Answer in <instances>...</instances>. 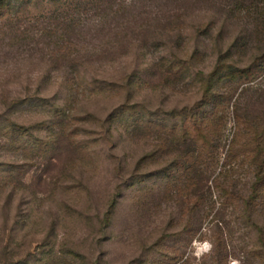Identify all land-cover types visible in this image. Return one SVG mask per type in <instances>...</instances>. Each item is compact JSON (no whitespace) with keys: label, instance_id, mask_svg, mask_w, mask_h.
<instances>
[{"label":"rangeland","instance_id":"obj_1","mask_svg":"<svg viewBox=\"0 0 264 264\" xmlns=\"http://www.w3.org/2000/svg\"><path fill=\"white\" fill-rule=\"evenodd\" d=\"M117 2L63 30V42L42 24L24 40L0 37V145L6 112L29 145L55 138L44 156L0 146V162L29 165L5 223L0 212V234L14 227L9 249L29 247L27 264H264V182L253 158L264 126V0ZM62 43L77 48V73L58 54ZM253 67L260 72L246 78ZM24 97L28 105L11 107ZM125 101L140 106L142 123L106 120ZM52 104L64 106L66 132L42 125ZM190 109L208 117L199 149L183 137ZM18 208L29 215L17 222Z\"/></svg>","mask_w":264,"mask_h":264},{"label":"trees","instance_id":"obj_2","mask_svg":"<svg viewBox=\"0 0 264 264\" xmlns=\"http://www.w3.org/2000/svg\"><path fill=\"white\" fill-rule=\"evenodd\" d=\"M239 2L240 0H236V2ZM120 2V1H119ZM115 0H0V37H3L4 35L8 34L9 36L12 35L11 41L15 42L18 40H24L28 37V32L30 30L29 26L42 24V28L40 29L42 34L53 37L56 41L57 37H59L60 42H63L62 37V31H67L68 29H73L80 25V23H83V18H85L84 15L90 16L92 14L99 13L98 11L104 10L109 8L112 11H117L120 9V3L117 2V4H114ZM92 13V14H91ZM105 18L106 15L102 14ZM100 17V16H99ZM99 17H95L97 21H100ZM102 17V16H101ZM104 21V19H101ZM101 24V23H99ZM32 30V29H31ZM10 41V43H12ZM69 43L65 44L62 43L57 47L58 54H61V58L66 62L69 66L72 67L71 71L77 73L78 70L76 67H74L75 64H77L76 57L73 55L75 51H77V48L74 46L73 48L69 47ZM53 56V55H52ZM264 56V55H263ZM261 60L258 64L264 62V58L262 59L260 56H258ZM219 64V63H218ZM216 65V68L218 66ZM150 67V66H148ZM146 67V68H148ZM264 68V66L262 67ZM163 71H166V73L169 74L168 69H163ZM260 72L259 69L256 67L252 68V72L246 73V78H251L256 74L257 72ZM131 75H135L134 72ZM130 77L126 80L125 86L127 88L132 87L131 79ZM94 84V82H92ZM112 85H120V82H105L104 86H112ZM31 102V99L29 97H24L16 99L13 101L12 106L19 105L25 103L28 105ZM8 106V108L10 107ZM136 106H139L135 103H131L129 101H125L120 103L117 107L112 109L107 113L106 120H108L110 123L112 121L116 120L118 117L121 119H124L125 121L129 120L128 118H133L132 121L135 122V124H140L143 121H141L140 117L138 116V109L140 108ZM201 106L200 104L196 105V108ZM201 108V107H199ZM51 109L53 111L52 117L49 118L48 122L41 121L42 125H45L47 128L50 127L51 124L56 123L58 127L62 128V131H65V128L63 126V117L62 114L65 111L64 106H58V105H51ZM193 109V108H192ZM190 110H184L183 116L181 120H185L188 115L191 120L192 129L190 132L186 131L183 134L184 136H189V138L195 143V149L198 148V144L200 143L203 132H202V124L205 120H207L208 117H203V115L198 114L197 109L194 111ZM59 110L62 111L59 113ZM180 112V111H179ZM6 113H3L2 116L4 117L5 125L1 128L3 129V132L6 134L4 143L0 146H3L6 148V146H10L12 149H18L21 148L24 150L26 148L24 144L27 145V147L31 148L33 152L41 154L44 156L45 152H47L50 148H52V144L54 143V137H48L46 136L45 139L35 137L33 138V142L31 145L27 143L24 139H22V133L15 129L17 121L13 116H10ZM182 113V112H181ZM148 123V121H147ZM18 124V123H17ZM148 124H151L149 122ZM103 130L107 131L108 134H110L109 131V125H102ZM152 126V125H150ZM146 128H149L146 125ZM255 130H258V128H254ZM172 128L168 131L172 133ZM256 143H255V152L253 153V158L256 159L258 164L256 165V168L258 169V181L264 182V175L261 171L262 170V158L260 154L264 151V126L261 130H258L256 132ZM71 145L73 147V150H77V152L84 151L85 148L81 144V139L79 138H70ZM163 143V142H162ZM161 144V141H160ZM199 149V148H198ZM31 150V151H32ZM191 154V152L189 153ZM191 158V155H189ZM29 166V165H28ZM27 162L25 160H11V161H3L0 162V197L2 193L6 190V187H9L8 191L6 192L3 203L0 204V212L3 213L4 221L5 223L7 221V213L5 212V209L9 205L10 197H11V191L14 190V187H18L22 183L23 176L28 171ZM263 176V177H261ZM261 177V178H260ZM8 181V182H7ZM12 185H8V184ZM7 184V186L5 185ZM116 194L108 201V207L106 210L107 217L111 216L112 210L114 207V204L116 202ZM14 218L13 220L19 221V215L21 216H28L29 211H24L18 208L14 212ZM7 224L3 226V229H1L0 234V262L3 264H27V257L31 256V252L29 247L26 248L24 243L22 245V242H19L17 245L19 248H21V251L17 254L16 252H12L9 249L10 246V240L12 236V232L14 230V227L12 226L11 232H6ZM17 246V247H18ZM51 249H48L46 251L48 254ZM17 254V255H16ZM16 255V256H15ZM43 257V256H41ZM36 260V257H34V260Z\"/></svg>","mask_w":264,"mask_h":264},{"label":"clouds","instance_id":"obj_3","mask_svg":"<svg viewBox=\"0 0 264 264\" xmlns=\"http://www.w3.org/2000/svg\"><path fill=\"white\" fill-rule=\"evenodd\" d=\"M204 245H205V250H206V251H207V250H210V249L212 248L211 243H209V242H207V241L204 242ZM196 255H200V253L197 252Z\"/></svg>","mask_w":264,"mask_h":264}]
</instances>
